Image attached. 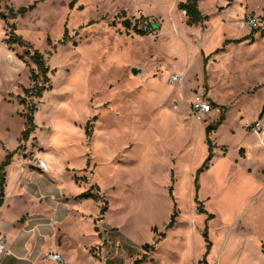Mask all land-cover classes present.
<instances>
[{
    "label": "rangeland",
    "instance_id": "374dc122",
    "mask_svg": "<svg viewBox=\"0 0 264 264\" xmlns=\"http://www.w3.org/2000/svg\"><path fill=\"white\" fill-rule=\"evenodd\" d=\"M183 1L0 0V163L15 151L10 175L25 163L47 177L34 161L50 155L74 264H206L205 229L232 254L242 240L264 244V143L251 127L264 124V0H199L207 19L198 26ZM248 13L259 28L243 25ZM152 20L157 29L138 33ZM12 34L30 46L8 44ZM34 51L49 69L40 96L25 93ZM196 93H213L225 116L198 188L209 153L202 130L220 115L194 120ZM31 110L35 129L23 139ZM88 190L96 198L77 197ZM27 198L13 212L33 209Z\"/></svg>",
    "mask_w": 264,
    "mask_h": 264
},
{
    "label": "crops",
    "instance_id": "0c3cea01",
    "mask_svg": "<svg viewBox=\"0 0 264 264\" xmlns=\"http://www.w3.org/2000/svg\"><path fill=\"white\" fill-rule=\"evenodd\" d=\"M211 95V98L208 95L211 101H219L213 93ZM218 104L220 103L218 102ZM214 118L215 116L205 122L208 123ZM202 131H205V128ZM42 157L52 163L48 153H44ZM13 161L14 158L5 167L4 199L0 206V230L4 233L6 246L10 253L0 255V264H57L51 258V254L54 252L61 253L67 264H74V255L69 252L63 229L66 217L64 207L66 196L54 183V174L42 172L47 175L46 177L41 175V172H31L23 163L17 175H10L9 171L13 166ZM17 169L18 167L14 166V171ZM51 169L53 172L52 167ZM25 172H28V177L31 180L27 179L24 175ZM25 196L28 198L24 199V203L33 204L36 202L35 207L20 214L13 212L14 202ZM214 247L215 244L212 243L210 252L206 256L208 264H264L262 241H257L256 245L249 249L246 241L242 240L239 249L234 254L226 250L225 245L221 249Z\"/></svg>",
    "mask_w": 264,
    "mask_h": 264
},
{
    "label": "trees",
    "instance_id": "16d2710c",
    "mask_svg": "<svg viewBox=\"0 0 264 264\" xmlns=\"http://www.w3.org/2000/svg\"><path fill=\"white\" fill-rule=\"evenodd\" d=\"M199 0H185L183 2H181L179 4V8L180 10L185 12V15L187 17V24L189 26H198V25H202L205 20L207 19L206 16H204L199 8ZM32 6H28V7H21L19 8L16 12H14L12 9L9 11L10 15H12L13 17L16 16V14H24L25 12H27L30 8H32ZM0 18L1 19H5V16L0 12ZM144 19H146V17H142ZM262 20L264 22V9H263V15H262ZM147 29H144L143 27H140L137 29L138 33H140L141 35H145L149 30L152 29H157L159 27V25L154 21H150L149 24H147ZM11 32L10 33H14L15 27L14 25H11ZM67 32V30H66ZM264 34V32H263ZM244 38L241 39H225L224 40V44H227L228 42H240L242 41ZM8 44H12V43H18L22 46H30L28 42L24 41L21 37L16 36L15 34L10 35L9 39H8ZM223 50V47L220 48L217 51H221ZM216 51V52H217ZM32 59L34 61V63L37 66V70L36 71H32V76L31 79L32 81L35 82L34 86L30 89H25V93L26 95H36V96H40L42 91L45 89V85L46 83L49 81L48 78V67L45 64L44 61V57L43 55L38 52V51H34L33 55H32ZM208 59L209 56H205L203 57V71L205 73V75H207V63H208ZM42 76V80H38V78ZM40 82H42V84L40 85ZM225 116L223 115V113L220 115L219 119L212 124H208L205 127V133H206V142H207V146H208V156L206 157V159L204 160L202 166L197 170L196 172V177H195V183H196V188L199 187L198 184V176L201 172L207 170L210 166V162L214 157V144L212 142V139L210 137V134L215 131L224 121ZM35 129V123H34V116H33V110H31L30 112L26 113V126L25 129L23 131V139H26L29 134L31 133V131H33ZM86 134L89 136V131L86 130ZM15 154V151L9 152L6 156L5 159L0 163V206L3 203V199H4V186H5V182H6V172H5V167L10 164L13 156ZM78 198L80 199H86V198H96L95 194H93L90 190L85 191L80 193L79 195H77ZM213 215H210V217ZM175 218H176V212L174 211L173 214L171 215L170 221L167 225L168 228L172 227L175 223ZM203 235L205 237L206 240V246L209 249L211 247V241L209 239V235L207 230L205 229L203 232ZM145 260V256H143L142 258L135 260L132 264H139L141 262H143ZM204 262L206 264V258H204Z\"/></svg>",
    "mask_w": 264,
    "mask_h": 264
},
{
    "label": "built area",
    "instance_id": "2783aa9c",
    "mask_svg": "<svg viewBox=\"0 0 264 264\" xmlns=\"http://www.w3.org/2000/svg\"><path fill=\"white\" fill-rule=\"evenodd\" d=\"M243 25L250 27L252 29H257L260 26L261 19L253 13H248L243 17ZM144 29H147V23L142 24ZM180 75L173 73L169 77V81L172 83L177 81ZM189 111L194 120L199 122H205L213 116H219L222 113V107L219 104L214 103L211 99L204 93H196L189 102ZM253 131L260 136V141L264 143V124L262 121H256L251 125ZM37 168L42 172H49V163L43 157H37L34 161ZM10 250L6 246L4 239V233L0 230V255L9 254ZM52 260L57 264H67L61 253L54 252L51 254Z\"/></svg>",
    "mask_w": 264,
    "mask_h": 264
},
{
    "label": "water",
    "instance_id": "95a60500",
    "mask_svg": "<svg viewBox=\"0 0 264 264\" xmlns=\"http://www.w3.org/2000/svg\"><path fill=\"white\" fill-rule=\"evenodd\" d=\"M133 72L135 73L136 72V69H133Z\"/></svg>",
    "mask_w": 264,
    "mask_h": 264
}]
</instances>
